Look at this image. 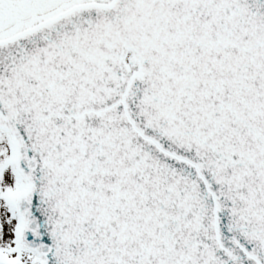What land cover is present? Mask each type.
I'll return each mask as SVG.
<instances>
[{"label":"snow or ice","instance_id":"obj_1","mask_svg":"<svg viewBox=\"0 0 264 264\" xmlns=\"http://www.w3.org/2000/svg\"><path fill=\"white\" fill-rule=\"evenodd\" d=\"M0 264H264V0H0Z\"/></svg>","mask_w":264,"mask_h":264}]
</instances>
